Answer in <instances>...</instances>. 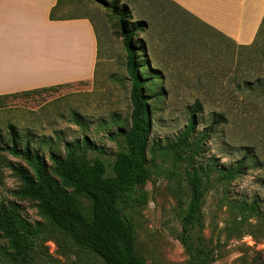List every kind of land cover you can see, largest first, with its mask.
Wrapping results in <instances>:
<instances>
[{"label":"rangeland","instance_id":"374dc122","mask_svg":"<svg viewBox=\"0 0 264 264\" xmlns=\"http://www.w3.org/2000/svg\"><path fill=\"white\" fill-rule=\"evenodd\" d=\"M61 0L56 15L89 16L98 36V61L90 80H78L18 97L0 99V134L9 137L12 124L38 139H80L88 135L104 147L109 166L120 148L114 138V117L124 119L131 112L130 81L126 72V51L111 0ZM133 10V21L146 20L137 32L145 48L148 73L158 75L166 95L155 106L152 137L162 144L175 139L184 129L189 106L198 99L196 132H202L222 116L208 135L203 168L208 163L229 167L246 157V173L223 183L215 174L207 184L201 233L213 248L209 264H250L264 260V219L251 217L237 227L239 213L230 201L257 199L264 205V27L250 45H238L209 26L183 13L169 0H122ZM47 87V86H44ZM80 114L84 126L73 119ZM0 199L18 204L31 222H45L34 202L15 195L20 182L5 166L17 162L9 154L0 157ZM168 163L160 167L146 185L147 206L131 210L137 224V250L148 263L189 264V254L178 236L180 217L189 199L184 175L168 176ZM88 204L87 199H83ZM45 242L48 260L55 264H102L89 250L77 247L64 252L61 242ZM5 240L0 236V245ZM261 252V254H260ZM259 257V258H260Z\"/></svg>","mask_w":264,"mask_h":264},{"label":"trees","instance_id":"16d2710c","mask_svg":"<svg viewBox=\"0 0 264 264\" xmlns=\"http://www.w3.org/2000/svg\"><path fill=\"white\" fill-rule=\"evenodd\" d=\"M60 1L52 8L51 19L66 18L56 15ZM121 1L111 0L107 5L118 20L130 81L131 112L124 119L114 117L109 123L116 127L114 138H121L120 148L109 166L102 156L104 147L88 135L75 140H64L61 136L38 139L31 133H23L14 124L10 126L8 138L0 134V157L5 153L19 159L5 163L20 182L15 195L34 202L38 214L45 220L33 223L22 214L17 203L0 199V236L5 240L0 245V264H55L47 259L45 242L50 239L61 242L64 252L74 247L89 250L102 264H162L148 263L138 252L137 224L130 212L148 205L150 196L146 185L164 163L169 164L166 170L171 179L183 174L190 188L178 236L189 254V264H209L213 260V248L201 233L207 184L213 174L227 183L246 173L248 156L229 167L211 162L203 168L200 159L205 142L222 116L217 115L211 125L197 133L196 115L201 109L198 99L189 106L186 125L175 139L162 144L152 137L155 106L166 92L157 81L159 76L146 70L145 59L141 57L145 43L135 38L148 23L133 21L132 8ZM169 2L192 16L172 0ZM263 27L264 18L255 40ZM63 85L2 94L0 99ZM72 114L74 121L84 126L80 114L75 110ZM83 199L89 201L87 205ZM230 204L239 213L238 228L253 216L260 219L259 223L264 219V205L257 199L233 200ZM259 257H254L250 264H264Z\"/></svg>","mask_w":264,"mask_h":264},{"label":"crops","instance_id":"0c3cea01","mask_svg":"<svg viewBox=\"0 0 264 264\" xmlns=\"http://www.w3.org/2000/svg\"><path fill=\"white\" fill-rule=\"evenodd\" d=\"M238 45L254 42L264 0H172ZM58 0H0V95L90 80L98 36L89 16L51 19Z\"/></svg>","mask_w":264,"mask_h":264}]
</instances>
